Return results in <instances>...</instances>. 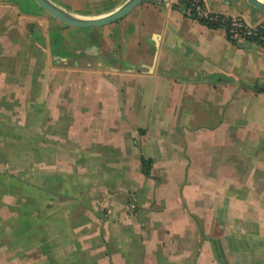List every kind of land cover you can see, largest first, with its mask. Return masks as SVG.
<instances>
[{"label":"crops","instance_id":"1","mask_svg":"<svg viewBox=\"0 0 264 264\" xmlns=\"http://www.w3.org/2000/svg\"><path fill=\"white\" fill-rule=\"evenodd\" d=\"M186 13L144 0L58 39L0 0V117H23L2 132L41 154L0 157V264H264V46Z\"/></svg>","mask_w":264,"mask_h":264},{"label":"rangeland","instance_id":"2","mask_svg":"<svg viewBox=\"0 0 264 264\" xmlns=\"http://www.w3.org/2000/svg\"><path fill=\"white\" fill-rule=\"evenodd\" d=\"M26 4H29L32 8H35L36 11L39 12V20H45L49 21V31L54 38L59 39L60 33L63 31H68L71 33H75L77 31H86L88 29H97L103 30V29H110L113 27H116V25L119 23V21H116L115 23L109 24L107 26H103L101 28H72L70 26L64 25L63 23L59 22L55 18H53L50 14L45 12L43 9H41L33 0H24ZM55 4L61 6L62 8L66 9L67 11L83 16V17H95L102 14H105L119 5L123 4L126 0H52ZM56 27V29H55ZM55 29V31L53 30ZM28 32L31 31V27L27 25ZM34 35L38 36L39 32L37 30H34L32 32ZM17 115H19V112H17ZM20 121H23V117L20 116H14L10 119H5L0 117V157L3 158H19L23 157L27 160H33L35 158H40L41 154L36 153V150H33V146L31 143L33 142L35 144V141H38L37 134L27 131L25 134H17V133H11V132H2L4 129H12L10 126V123L15 124ZM9 130V131H10ZM29 142V143H27ZM27 165H25L26 167ZM2 168V167H0ZM24 168V167H20ZM18 169V168H17ZM130 205H133L132 200L130 201Z\"/></svg>","mask_w":264,"mask_h":264},{"label":"water","instance_id":"3","mask_svg":"<svg viewBox=\"0 0 264 264\" xmlns=\"http://www.w3.org/2000/svg\"><path fill=\"white\" fill-rule=\"evenodd\" d=\"M41 9L50 14L53 18L64 25L75 28L103 27L127 16L133 9L140 5L144 0H126L115 9L95 17H83L73 14L52 0H33ZM251 6L264 12L263 0H246Z\"/></svg>","mask_w":264,"mask_h":264},{"label":"built area","instance_id":"4","mask_svg":"<svg viewBox=\"0 0 264 264\" xmlns=\"http://www.w3.org/2000/svg\"><path fill=\"white\" fill-rule=\"evenodd\" d=\"M183 2L187 13L204 19L211 24H217L225 29L234 41L257 40L264 46V21L256 24L247 23L240 15H230L214 12L208 9L203 0H179Z\"/></svg>","mask_w":264,"mask_h":264},{"label":"trees","instance_id":"5","mask_svg":"<svg viewBox=\"0 0 264 264\" xmlns=\"http://www.w3.org/2000/svg\"><path fill=\"white\" fill-rule=\"evenodd\" d=\"M178 4H182L183 5V2L179 1L178 0ZM174 8H177L178 5H173ZM187 16L191 17V18H194L196 20H198L199 22L207 25L208 27H211V28H218L220 27L219 25L217 24H211L209 23L208 21L204 20V19H200V18H197L195 15H193L192 13H186ZM227 37L232 40L230 38V36L227 34ZM37 40L40 42V38H37ZM234 41V40H232ZM254 42H257L258 44L262 45L260 42H258L257 40H253ZM263 46V45H262ZM141 165H142V173L144 175H149L150 173V165H151V159H146L144 157H141Z\"/></svg>","mask_w":264,"mask_h":264}]
</instances>
